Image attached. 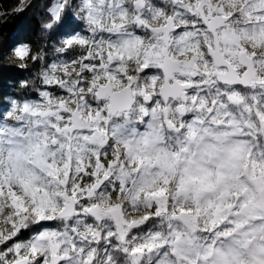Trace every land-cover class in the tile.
<instances>
[{
	"label": "snow or ice",
	"instance_id": "snow-or-ice-1",
	"mask_svg": "<svg viewBox=\"0 0 264 264\" xmlns=\"http://www.w3.org/2000/svg\"><path fill=\"white\" fill-rule=\"evenodd\" d=\"M39 6L0 105V264H264V0Z\"/></svg>",
	"mask_w": 264,
	"mask_h": 264
},
{
	"label": "trees",
	"instance_id": "trees-1",
	"mask_svg": "<svg viewBox=\"0 0 264 264\" xmlns=\"http://www.w3.org/2000/svg\"><path fill=\"white\" fill-rule=\"evenodd\" d=\"M37 6L23 12H16L19 0H0V105L6 103V97L14 95V89H19V81L28 73L15 66L11 52L19 43L41 42V21L44 10V0H34ZM35 71V69H32Z\"/></svg>",
	"mask_w": 264,
	"mask_h": 264
},
{
	"label": "rangeland",
	"instance_id": "rangeland-1",
	"mask_svg": "<svg viewBox=\"0 0 264 264\" xmlns=\"http://www.w3.org/2000/svg\"><path fill=\"white\" fill-rule=\"evenodd\" d=\"M11 56H12V58L14 59V54H13V51L11 52Z\"/></svg>",
	"mask_w": 264,
	"mask_h": 264
}]
</instances>
